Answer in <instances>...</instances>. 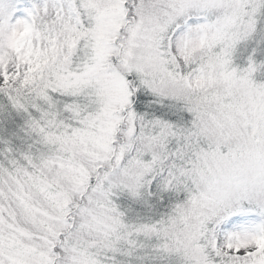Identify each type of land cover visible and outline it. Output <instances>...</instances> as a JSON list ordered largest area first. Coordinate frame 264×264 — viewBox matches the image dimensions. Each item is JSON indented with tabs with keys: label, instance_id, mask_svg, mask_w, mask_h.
I'll return each instance as SVG.
<instances>
[{
	"label": "snow or ice",
	"instance_id": "1",
	"mask_svg": "<svg viewBox=\"0 0 264 264\" xmlns=\"http://www.w3.org/2000/svg\"><path fill=\"white\" fill-rule=\"evenodd\" d=\"M0 264H264V0H0Z\"/></svg>",
	"mask_w": 264,
	"mask_h": 264
}]
</instances>
